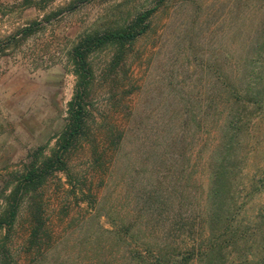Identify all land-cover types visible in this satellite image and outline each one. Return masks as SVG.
<instances>
[{
	"label": "rangeland",
	"instance_id": "1",
	"mask_svg": "<svg viewBox=\"0 0 264 264\" xmlns=\"http://www.w3.org/2000/svg\"><path fill=\"white\" fill-rule=\"evenodd\" d=\"M148 11L133 44L89 55L91 140L71 150V172L18 192L26 167L57 150L76 45ZM261 50L264 0H0V217L15 192L18 207L0 264H210L188 256L212 219L232 240L215 264H262L264 101L230 128L233 90L264 75ZM229 141L219 221L211 191Z\"/></svg>",
	"mask_w": 264,
	"mask_h": 264
},
{
	"label": "trees",
	"instance_id": "2",
	"mask_svg": "<svg viewBox=\"0 0 264 264\" xmlns=\"http://www.w3.org/2000/svg\"><path fill=\"white\" fill-rule=\"evenodd\" d=\"M152 13L153 11H148L142 14L131 26L120 28L104 35H87L76 45L73 52V63L75 68L74 71L77 76V83L74 95L68 105L67 124L57 139V150L49 157L43 159L37 157L36 161L31 162V164L26 167L23 173V179L20 181L19 188L21 189H18V192H21L22 190L28 191L31 188L36 191L54 174L61 172L69 174L71 172L69 165V154L71 150L82 141L91 140V136L89 134L90 119L88 116L87 99H89L91 95V87L95 75L93 68L89 63V55L106 45L115 44L119 45L120 49H125L128 45L133 44L139 37L143 36L147 32V21H149ZM259 52H262L261 55L264 57L263 50ZM247 78L246 85L244 83V86L240 85L239 88L233 90L232 110L234 116L230 121V128L232 130H237L240 126H243L242 122L240 123L238 119L247 121L241 113L243 108H248L250 105H257V107H259L264 101V75L263 71L260 70V67L253 69L250 77ZM114 132L115 130H111L110 135H113ZM111 138L112 136L108 139L109 141L107 145L109 144V146L115 144V140ZM232 142L233 141H229L224 146V150L227 155L224 158L221 168L217 169L218 171L214 174V187L211 191V196L214 202L212 203L213 206L211 207L210 214H213L214 218L219 221L221 197L225 188L224 181L226 182L227 179V176L225 175V168L228 167L227 162H230L227 160L231 158L230 152L227 153V151L230 147H232ZM95 151H97V148L94 149V157L97 155ZM74 182V188L80 190L81 192L87 194L88 190L90 191V189L86 187L87 184L85 185L79 180H75ZM226 193L228 194V189ZM6 198L8 199V208L5 210V214H2L0 217V228L13 226L18 214V207H16L17 193L15 192ZM212 220V223L210 222L211 230H209L211 235L206 239L208 242L204 241L202 245L193 250V252L189 254L188 259L192 257H200L202 260L208 259L210 264H215L213 256L217 252L223 253V249L225 251V248L228 247L225 245L226 242H232L231 239L228 240V236L230 234L229 232L231 230L228 228V225L225 227L227 228L226 230L224 229L220 235H216ZM171 262L173 261H169L167 263L179 264L178 262ZM262 264H264V262Z\"/></svg>",
	"mask_w": 264,
	"mask_h": 264
}]
</instances>
